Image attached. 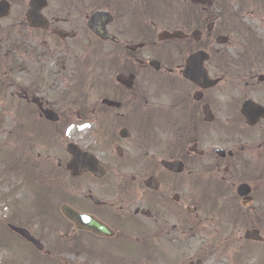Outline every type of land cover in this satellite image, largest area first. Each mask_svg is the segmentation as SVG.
<instances>
[{"label": "flooded vegetation", "instance_id": "flooded-vegetation-1", "mask_svg": "<svg viewBox=\"0 0 264 264\" xmlns=\"http://www.w3.org/2000/svg\"><path fill=\"white\" fill-rule=\"evenodd\" d=\"M171 1L162 7L161 0H59L65 17L55 23L69 24L72 8L84 2L112 14V37L89 31L100 55L114 58L96 64L92 88L102 93L94 100L83 95L79 111L80 119L93 120L95 136L78 145L97 156L103 174L72 176L67 153L61 178L75 181L77 196L63 199L114 232L82 229L110 241L109 248L118 225L130 221L135 229L128 233L157 245L185 251L204 233L214 235L217 246L256 253L264 264V6L262 25L253 29L242 10L227 16L226 0ZM59 29L65 30L50 32ZM199 50L209 54L205 87L192 78L202 73L201 64L187 69ZM61 263L70 264L66 258Z\"/></svg>", "mask_w": 264, "mask_h": 264}, {"label": "rangeland", "instance_id": "rangeland-1", "mask_svg": "<svg viewBox=\"0 0 264 264\" xmlns=\"http://www.w3.org/2000/svg\"><path fill=\"white\" fill-rule=\"evenodd\" d=\"M9 1L11 12L0 20V264H65L61 263L64 258L69 259L70 264H190L198 260L203 264H258L256 253L247 254L240 245L217 246L214 235L204 233L190 240L192 244L185 251L178 250L177 245H157L141 235L126 233L125 227L135 229L132 222L118 225L114 248H109L106 244L110 241L102 242L85 235L64 217L60 207L69 202L64 201L60 192L50 194L56 196L52 197L48 208L43 205L44 193L37 187L40 173L55 172L63 189L69 192L76 189L75 181L63 178L66 176L62 181L58 163L62 161L65 168L69 142H92L93 120L79 117V111L85 107L82 96L88 95L94 100L102 93L98 86L92 88L97 76L95 68L98 62H107L111 57L99 55L86 26V18L97 7L91 2L81 3L80 10L72 8L69 24L54 22L56 18L65 17L59 0H49V7L43 11L51 21L50 31L59 27L77 32V38L72 41L29 27L25 18L29 0ZM161 1L162 7L173 6L171 0ZM226 1L230 8L228 17H239L242 10L253 29L262 25L258 16L264 0ZM85 76L86 84H83ZM34 95L61 115L59 122L53 124L40 117L31 102ZM65 122L70 124L62 128L63 135L58 128ZM20 158L30 160L37 171L32 173L27 162L19 166ZM9 223L29 228L44 243L45 250H51L50 258L37 253L30 244L6 229L5 224ZM173 238L176 242L172 240L168 244L180 243V238L168 237ZM211 242V248L201 249ZM66 244L75 249L73 253L68 252V258Z\"/></svg>", "mask_w": 264, "mask_h": 264}, {"label": "water", "instance_id": "water-1", "mask_svg": "<svg viewBox=\"0 0 264 264\" xmlns=\"http://www.w3.org/2000/svg\"><path fill=\"white\" fill-rule=\"evenodd\" d=\"M29 10L26 14V17L28 18L30 25L35 28H47L49 25L48 20H46L45 17L42 15V9L47 7V0H31L29 2ZM10 4L8 0H1L0 1V18L6 17L9 14L10 11ZM112 21V16L107 12L106 10L103 11H97L94 13V15L90 18L88 22V26L93 30L94 33H96L98 36H101L103 39H106L108 36L107 30H106V24ZM57 34H59L61 37L65 36L66 34H62L61 32L57 31ZM69 36H73L72 34H68ZM199 57L195 59L190 60V64H192L195 61H198L202 63L204 59L208 57L207 53L204 51H199ZM203 69V67H202ZM202 75H197L196 78L199 80V83L204 85L206 83V80L204 79V73H201ZM34 101L36 103H39V107L42 111V114L46 116V118L52 122H56V120L59 119L58 114L54 113L50 109H44L43 104L39 102L37 98H34ZM69 152L74 156V158L67 164L68 169L71 170L72 175L78 176L80 173L84 170H92L95 173L97 172V168L99 167L97 163L95 162L96 159L89 155L88 153L82 152L78 146L70 143ZM93 158V159H91ZM172 168V167H171ZM101 175V174H98ZM61 210L63 211L64 215L69 219L73 220L80 229L87 228L88 230H94L97 233H100L102 235H112V233L100 222L96 219H92L84 214L78 213L75 209L70 208L68 206H62ZM13 230H15L17 233H21L25 238L28 240H31L35 245L40 249L42 248L41 243L39 241L35 240L30 233L26 229L20 228V227H14L11 226Z\"/></svg>", "mask_w": 264, "mask_h": 264}, {"label": "trees", "instance_id": "trees-1", "mask_svg": "<svg viewBox=\"0 0 264 264\" xmlns=\"http://www.w3.org/2000/svg\"><path fill=\"white\" fill-rule=\"evenodd\" d=\"M26 162L28 164V167L27 168H30L31 172L32 173H35L37 171V167H35L34 164H32L30 160H27L26 161V158H20V159H18V164L21 167H23L24 165H26ZM55 175L56 174H50L48 176H45V175H43V174L40 173V175H38V177L41 178V179H43V180H48V179L51 180V179H56V176ZM50 188H51V185L48 186V187H44V189H46V190H51Z\"/></svg>", "mask_w": 264, "mask_h": 264}]
</instances>
